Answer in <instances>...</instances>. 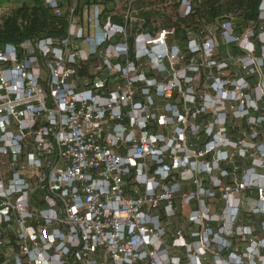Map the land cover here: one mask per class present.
<instances>
[{
	"label": "built area",
	"instance_id": "obj_1",
	"mask_svg": "<svg viewBox=\"0 0 264 264\" xmlns=\"http://www.w3.org/2000/svg\"><path fill=\"white\" fill-rule=\"evenodd\" d=\"M42 1L66 35L0 44V264H264L253 32L221 61L169 42L195 0Z\"/></svg>",
	"mask_w": 264,
	"mask_h": 264
},
{
	"label": "trees",
	"instance_id": "obj_2",
	"mask_svg": "<svg viewBox=\"0 0 264 264\" xmlns=\"http://www.w3.org/2000/svg\"><path fill=\"white\" fill-rule=\"evenodd\" d=\"M170 1L177 5L179 0ZM195 1L198 4L189 17L178 16L175 20L168 18L167 26L175 28V34L169 38L170 43L178 44L185 49L188 45L187 29L197 31L196 36L199 40L207 37L212 31L214 37L216 39L219 37L222 41L223 33L227 31L231 41L227 45H222L220 51L223 55L228 49L229 56H237L235 51L238 46L235 38H241L251 30L253 35L249 38L256 45L255 54L261 55L264 46V41L260 37V34L264 35V21L261 12L263 0ZM67 28L66 19L55 16L51 8L47 7L42 0H31L8 9L0 8V44H18L27 39L35 40L40 37H62L66 35ZM208 73L209 70H204V80ZM258 78V76H253L250 82L255 85ZM261 104L259 110L264 114V97L261 99ZM251 114L259 115L260 112ZM236 122L238 125L247 126L245 120ZM260 130L264 133V122Z\"/></svg>",
	"mask_w": 264,
	"mask_h": 264
},
{
	"label": "rangeland",
	"instance_id": "obj_3",
	"mask_svg": "<svg viewBox=\"0 0 264 264\" xmlns=\"http://www.w3.org/2000/svg\"><path fill=\"white\" fill-rule=\"evenodd\" d=\"M264 21V20H263ZM223 35H224V37L221 39L222 41H220V39H219V37H218V39H216V37H215V39H216V42H217V48H219V49H217V51H218V54H221L222 52L220 51V48L221 47H223L222 45H224V42H226V40H227V36H228V34H227V32H224L223 33ZM260 37H261V39H262V41H264V35H261L260 34ZM224 41V42H223ZM245 43L244 42V39L242 40L241 39V43ZM221 45V46H220ZM227 51H228V49H227ZM226 51V52H227ZM236 53H237V55H239L240 54V52L239 51H235ZM225 55H223V57L221 58V61L222 60H225ZM229 62V68H227V69H224L222 72H216L217 73V76H218V78L220 77V76H222V77H225V78H227V79H229V80H234V79H239V77H241L243 74H242V72H241V70H240V66H241V63L240 62H238V61H236V60H229L228 61ZM224 63V62H223ZM201 69H206V68H204V67H202ZM234 82H236V81H234ZM250 83V82H249ZM203 84V85H202ZM252 85V84H251ZM252 86H255V85H252ZM201 90H202V93H204L205 91L206 92H208L209 91V88H208V82L207 81H205L204 83H201ZM235 94H237V96H239L240 94H238L237 92L235 93ZM232 106L234 107V109L235 110H237L236 109V107H237V105L236 104H232ZM233 109V110H234Z\"/></svg>",
	"mask_w": 264,
	"mask_h": 264
},
{
	"label": "crops",
	"instance_id": "obj_4",
	"mask_svg": "<svg viewBox=\"0 0 264 264\" xmlns=\"http://www.w3.org/2000/svg\"><path fill=\"white\" fill-rule=\"evenodd\" d=\"M29 1H31V0H0V8H2V9H8L10 7L17 6V5H20V4L24 3V2H29ZM261 80H262V78L259 77L257 83H259ZM252 85H254V84H252ZM260 104H261V101H260ZM181 208H182V211L183 212H186L187 207L185 205L181 206Z\"/></svg>",
	"mask_w": 264,
	"mask_h": 264
}]
</instances>
